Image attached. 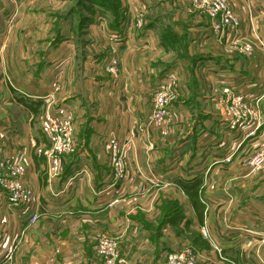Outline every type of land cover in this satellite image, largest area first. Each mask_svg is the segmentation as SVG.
Masks as SVG:
<instances>
[{
  "label": "crops",
  "instance_id": "1",
  "mask_svg": "<svg viewBox=\"0 0 264 264\" xmlns=\"http://www.w3.org/2000/svg\"><path fill=\"white\" fill-rule=\"evenodd\" d=\"M118 2L124 44L117 50V75L103 66L109 53L105 29L102 46L78 64L49 60V51L39 50L23 67L18 64L15 76L0 54V165L22 155L23 182L41 199L35 224L18 207H8L5 195L0 199V236L7 235L0 237V262L87 264L106 233L120 243L123 264H165L167 252L187 246L198 264H264V173H250L244 164L264 141L263 48L248 37L252 27L251 36L264 42V0H229L241 21L235 46L229 36L214 34L191 0ZM152 4L167 12L149 19ZM137 17L141 26L134 24ZM165 18L183 39V56L153 22ZM247 37L250 55L239 46ZM171 71L180 96L168 132L159 137L148 123L147 91ZM230 79L259 99L262 123L226 162L227 150L243 138L241 128L228 134L219 124L223 111L216 97ZM46 112L70 126L75 142L55 176L31 144L47 142ZM114 137L128 145L123 178H115L105 150Z\"/></svg>",
  "mask_w": 264,
  "mask_h": 264
},
{
  "label": "built area",
  "instance_id": "2",
  "mask_svg": "<svg viewBox=\"0 0 264 264\" xmlns=\"http://www.w3.org/2000/svg\"><path fill=\"white\" fill-rule=\"evenodd\" d=\"M194 9L201 12L210 20V27L218 38L229 36V44L235 46L239 40L241 21L229 0H191ZM136 26L142 25V20L137 17L134 21ZM120 29V28H119ZM119 29H110L109 32V53L104 69L111 75L118 73L117 50L120 41L124 39V34ZM240 50L246 55H250L253 50L250 40L241 42ZM152 89V109L148 116V123L159 128L160 134L164 136L172 123L174 117L173 104L180 96L178 77L174 71L167 72L163 78L156 81ZM220 94L216 97V103L223 111L219 121L226 133L233 130L243 134L239 142H235L227 150L224 161L230 162L242 142L255 135L261 125V113L259 110V99L252 100L240 90L232 79L222 82ZM43 132L46 134L47 142L37 145L33 140L38 154H42L47 161V173L58 175L63 166V157L74 150V136L70 126L61 123L55 114L46 112L43 116ZM128 145L126 141L114 137L106 140L105 150L109 162L114 169L115 178L124 177L126 165L125 152ZM250 173L264 172V141L259 143L257 148L244 161ZM26 171V161L22 155L7 160L0 165V199L7 197V206L11 205L19 208V214L27 217L28 224H35L39 217L41 199L34 188L23 182V175ZM115 199L109 202L112 205ZM202 234L209 237V233L202 228ZM119 244L115 237L102 233L94 244V256L89 264H117L119 257ZM13 254V247L10 246L6 252L7 258ZM165 264H198L196 253L190 247H184L166 256Z\"/></svg>",
  "mask_w": 264,
  "mask_h": 264
},
{
  "label": "rangeland",
  "instance_id": "3",
  "mask_svg": "<svg viewBox=\"0 0 264 264\" xmlns=\"http://www.w3.org/2000/svg\"><path fill=\"white\" fill-rule=\"evenodd\" d=\"M118 1L119 0H0V54L9 62L11 69L10 73L18 76L16 73L19 70V66L23 67V63L31 61L34 55L36 56L35 53L39 55V50L44 54L49 51V60L58 63L78 64L84 55L91 54L94 48H96V45L102 46V29L106 30V44H109L110 30L108 29H111V26L115 24V12H117V10L120 11L122 8ZM151 8L149 19L153 18L158 13L167 12L166 9L164 10L162 7L157 8L153 4ZM167 17L169 19V15ZM160 21L161 20H154L153 22L161 28V32H163L162 35H164L170 44L177 45V49H179L178 56H183L182 48L179 46L183 45V39L177 44L179 38L182 37L173 31L175 28L170 25V22L166 18L162 20V22ZM252 30L253 28L251 27L248 37L257 41V43L262 46L263 50L260 51L258 55L264 60L263 38H259L256 34L252 37ZM248 37L246 39H249ZM123 44L124 39L120 41L119 46L122 47ZM119 46L118 48L120 49ZM55 48H57V50ZM51 50L53 51L50 52ZM161 74L159 79L164 75ZM44 75L46 76V74ZM21 76L26 77L25 74H21ZM154 84H150L147 91L148 96L151 98V104V92L155 87ZM174 105L175 103L173 106ZM156 134L159 137L162 136L158 128H156ZM176 154L177 152L175 151L174 155ZM69 155H71V153ZM240 169L243 173L248 172L242 165ZM5 232L6 231H4L2 237L0 236L1 239L7 237ZM118 244L120 248V243ZM173 251L175 250L169 252ZM169 252H167V254ZM89 262L90 261H88L87 264H89ZM123 263L124 259H122V257L120 258L119 252L117 264ZM0 264H2V262H0Z\"/></svg>",
  "mask_w": 264,
  "mask_h": 264
},
{
  "label": "trees",
  "instance_id": "4",
  "mask_svg": "<svg viewBox=\"0 0 264 264\" xmlns=\"http://www.w3.org/2000/svg\"><path fill=\"white\" fill-rule=\"evenodd\" d=\"M120 11L117 10V12H115L114 17H115V24L113 26H111V29H119V22H117V16L119 15ZM149 25V24H148ZM179 40L181 41V39L179 38Z\"/></svg>",
  "mask_w": 264,
  "mask_h": 264
}]
</instances>
